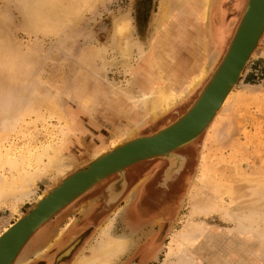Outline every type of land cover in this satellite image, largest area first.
Wrapping results in <instances>:
<instances>
[{
  "label": "rangeland",
  "instance_id": "obj_1",
  "mask_svg": "<svg viewBox=\"0 0 264 264\" xmlns=\"http://www.w3.org/2000/svg\"><path fill=\"white\" fill-rule=\"evenodd\" d=\"M47 1L0 0V234L33 209L35 199L51 185L54 172L37 183L31 201L19 204L17 191L6 186L36 168L34 155L44 146L59 145L62 154L84 164L90 161L87 153L111 148L124 130L151 135L183 115L220 63L246 3L210 0L202 22L199 10L189 8L190 0H89L86 5L79 0H55L50 16ZM166 7L169 19L160 25ZM121 25L126 26L123 36L117 32ZM195 27L204 33L201 46L190 42L186 32ZM165 32L170 36L161 41L166 48L162 63L156 58L158 40ZM126 41L131 44L129 54L122 50ZM201 69L204 77L184 97L165 111L150 113L156 94L165 89L181 91ZM173 155L171 160L157 158L133 165L140 172L138 183L154 184L169 195V204H163L167 216L146 219L150 225L142 241L134 235L142 229L125 234L121 229L122 213L133 192L128 194L129 185L111 212L100 209V219L85 229L61 260L72 257L81 242H85L82 253L72 263L88 256L103 228L109 238L127 236L134 242L128 251H121L115 264H177L176 257L183 255L192 258L191 264H264V35L211 123ZM178 157H183L179 169L165 178L164 172ZM70 164L73 168L58 180L80 166ZM131 167L127 169L132 172ZM116 177L73 202L88 198L97 187L104 190ZM199 192L215 204L208 215L193 212ZM84 210L65 219L62 230H46L51 220L45 223L29 240L45 229L49 236L44 247H31L28 241L16 264H47L46 253L61 239L62 231L77 221L84 225L88 215ZM187 226L196 231L191 241L183 242ZM151 240L156 241V253L140 262L137 247Z\"/></svg>",
  "mask_w": 264,
  "mask_h": 264
},
{
  "label": "bare ground",
  "instance_id": "obj_2",
  "mask_svg": "<svg viewBox=\"0 0 264 264\" xmlns=\"http://www.w3.org/2000/svg\"><path fill=\"white\" fill-rule=\"evenodd\" d=\"M54 1L55 0H48L46 2L45 7L47 9V11H46L47 16L54 14V9H55V7L53 5ZM79 1L83 2L84 4L85 3L88 4L90 2L89 0H79ZM173 1H175V0H173ZM177 1H182V0H177ZM169 2H172V0L171 1L169 0ZM209 3H210V0H190L189 1V8H191L192 11H196V9H198L200 12L199 17H200L201 21L206 22V16H207ZM50 12L52 14H50ZM169 14H170V10L168 9V7H166L160 16V21H159L160 25L167 23L169 16H170ZM71 15L72 14L68 13L69 17H71ZM72 16H74V15H72ZM262 24L264 26V19H263ZM125 25H126V23H125ZM125 28H126V26L124 27V25H121L120 27H118V31H117L119 33L118 35L123 36V32H125ZM185 28H186V26H185ZM195 28L197 30H194L193 32H192V30H188L189 28H187L186 32H188L190 34V39H189L190 42L192 41L194 43V45H196V46H198V45L201 46V45H203L204 33L198 27H195ZM234 30H235V28H234ZM233 33H234V31H233ZM233 33H232V35H233ZM124 34H126V32ZM169 36H170V34L168 32H165V33L161 34V37L158 40L159 44H160L158 46L159 52H158V56L156 58L158 62L162 61V58H164V57H162V55L165 54V52H166L165 51L166 48H164L161 41H166L169 38ZM155 49H156V47H155ZM122 50L127 54L130 53V51L132 49H131V44L129 41H126L124 43V47ZM138 52H140V51H138ZM149 54H150V52H149ZM156 54L157 53H155L154 55H156ZM95 55H97V53H95ZM84 58L88 59L89 57L84 56ZM162 63H163V61H162ZM163 70L164 69H162V67H161V71H163ZM175 71H177V70H175ZM168 73H170V72H168ZM193 73H194V70H193ZM204 75H205V71H203V69H201L198 76H194L190 80L188 79V83L186 84V86L182 90L180 89L181 91L166 90L165 89V90L159 92L158 94H156L154 99L151 101V104H150L151 106H149L150 107L149 108L150 113L155 114V112L158 109H160L161 111H165L166 109H168L171 105L175 104L178 100H180L182 97H184V95H186V93H188L194 87V85L204 77ZM240 75H241V73L239 72L236 75V77L234 78V80L226 86L224 91L222 88H220L219 90H216L206 100V102L202 105V107L195 114L196 116L193 118V121L191 123L189 121L186 125H184L180 129V131H176V132H173L167 136H163V137L159 138L157 141L141 142V143L136 144L135 146H133V147L129 148L127 151H125V153L120 158H117L114 161L111 160L110 163H108V165L103 166L101 168L102 170L98 173V174H102V175L96 177L95 179H93L95 176L93 178H90V179H86L85 177H78L72 184H70V187L66 190L67 195H66L64 201L59 203L52 210H50L48 213H46L48 210L42 211L40 213L41 216H40L39 221L29 230V232L26 235H25V232H22L23 231L22 230L19 233H17L15 236H13L11 238V240H9V242L7 243L6 247L4 248V250L2 251V254L0 256V264H16L18 259H19L20 254H21L22 248L26 245V243L33 237V235L45 223H47L49 220H51L53 218V216H55L57 213L61 212L64 208H66L68 205H70V203H72L74 200H76L77 198L82 196L85 192H87L89 189L96 186L98 183L104 181L105 179H107L113 175L120 176L119 180L115 184L111 185L110 188L108 189L107 194H109L110 199H108V200L110 202L114 198L120 196V194H122V192L124 190L125 183H124L123 178H122V173H124L125 169H127V168H129L135 164H138V163H141L144 161L152 160V159H149V160H145V159L148 157L159 155L161 150H171L172 148L178 146V145H172V144H175L176 142H178L182 138L188 136L199 122H203V123L199 127V129L191 136L193 137L198 132L202 131L203 129L205 130L207 128V126L211 123V121L214 119V117L217 115V113L219 112V110L223 106V104H224L225 100L227 99V97L229 96V94L233 91V89H234L233 87H235V85H237L236 81L238 80V78H240ZM165 77H167V76L165 75ZM165 77L163 76V78H165ZM149 79H151V78H149ZM161 79H162V77L160 78V80ZM152 80H154V79H152ZM144 84H145V82H144ZM220 93L222 94V96L219 97ZM143 96L147 97L148 94L147 95L144 94ZM19 122H20V120H19ZM167 126H165V127H167ZM11 127H13V126H11ZM165 127H163V128H165ZM163 128H161V129H163ZM204 130H203V132H204ZM0 134H2V133H0ZM121 135H122V138L119 139L118 141H115L114 144L111 145V148H108V149H105L102 151H98L97 153H93V154L87 153V156H89L88 158L90 159V161L84 162V164H88L89 162H93L94 160H97L100 156L111 151L116 146L120 147L127 142H138L141 139L149 138L152 134L147 135V136H140V135L136 134L134 131H131L129 129V130H124V132ZM188 138L190 139L191 137H188ZM189 139H187V140H189ZM187 140L181 142L180 144L186 143ZM160 148H164V149L160 150ZM157 149H159L160 151L159 150L155 151ZM135 157H136V159H133L131 161H128L127 163L122 164L124 160L132 159ZM179 160L181 162V159L179 157L176 158V160H175L176 162L171 163L170 168L166 169L165 178L170 176V174L172 173L173 170L179 169V166H180L178 163ZM34 163L36 165V168H34L32 171H30V172L24 171V172H22V174L17 179L8 181L6 184V186L8 185L9 188L12 187V188L16 189V190L13 189L12 192L17 191V193H16L17 194V198H16L17 204H19L20 202L22 203L23 200H30L31 201V199H33L31 196L34 194L35 189L37 188V183L40 182L41 180L45 179L47 176H49L48 175L49 173L54 172V174L49 178L51 185L47 187L48 190L43 192V194H41L40 196L38 195L39 197L35 199L36 201H38V203H43L44 201L48 200L49 198H47L45 196L47 194V192L52 190L55 185H57L59 182L62 181V179L73 174V173L69 174V175L63 177L62 179L58 180V178L60 176L62 177L65 173H67L70 169L73 168L72 164H70V163H80V165H81V162H79V159L77 160L76 157H74L72 155L70 157H68L67 155L65 156L64 154H62L61 147L59 145H57V146H51V145L44 146L41 149V151L37 152L36 155H34ZM120 164H122V165H120ZM77 165H79V164H77ZM10 190H11V188H10ZM0 192H1V189H0ZM214 205L215 204L212 203L211 200H208L206 195H203L202 193L199 192L196 199L194 200V204L192 206V209H193L194 213L208 215L212 210H214L213 209ZM22 221H24V219H19L17 223L22 222ZM17 223H15V224H17ZM15 224H11L6 230L3 231V233L1 235H3L4 233H7L9 231V229H11ZM106 231L107 230L102 228L100 233L97 235L98 240H96V244L93 245L89 249L88 256H79L74 261L73 264H113L114 260H116V262H117L118 256L120 254L122 255L121 251L127 250L128 245L131 244V239H129L126 236H118L117 238H112V237L109 238ZM185 231H186V234L183 236V242H189L192 240L191 235L194 233V231H196V229H193V227H191V226H187ZM21 238H23V239L21 241H19ZM15 246H16V249H15L13 255L11 256L12 251H13ZM46 248L47 247H45V249ZM45 249H40V251L37 253V255L43 253L45 251ZM183 253H185V252H183ZM65 255H67V253L62 254L59 257V259ZM176 258H178L177 264H191L190 262L192 261V258L190 260V257L188 255H183L181 257H176Z\"/></svg>",
  "mask_w": 264,
  "mask_h": 264
},
{
  "label": "water",
  "instance_id": "obj_3",
  "mask_svg": "<svg viewBox=\"0 0 264 264\" xmlns=\"http://www.w3.org/2000/svg\"><path fill=\"white\" fill-rule=\"evenodd\" d=\"M263 19L264 0H246L240 19L235 27L233 35L231 36L226 46L225 52L222 56L220 63L213 70L209 79L198 93L197 98L189 106L186 112L180 117H178L174 122L169 124L167 127L161 129L162 131H156L147 139H141L138 142H127L120 147L116 146L111 151L100 156L97 160L89 162L88 164H81L78 168L75 169L72 175L62 179V181L55 185L52 190L47 192L45 196L49 198L48 200L44 201L43 203H38V201H35V206L33 207V209H31L26 215H19L17 220L12 224L17 223L19 219H24V221L15 224L11 229H9L7 233H4L3 235H1L2 233L0 234V256L7 243L9 242V240H11L13 236H15L22 230V232H25V235L29 232V230L39 221L41 216L40 213L42 211L48 210L46 212L48 213L55 206L65 200V197L67 195L66 190L70 187V184H72L78 177H85L86 179H90L95 176L93 178L95 179L96 177L102 175L98 173L102 170L101 168L103 166L108 165L111 160L114 161L117 158H120L129 148L141 142L157 141L163 136H167L173 132L180 131V129L189 121L191 123L193 121V118L196 116L195 114L198 112V110L216 90L222 88L224 91L226 86L234 80V78L239 72L242 74L249 59L256 50L259 41L264 35V26L262 24ZM239 79L240 78H238V80L236 81L237 83ZM220 96H222L221 93L219 94V97ZM202 123L203 122H199L195 126V128L193 127L194 129L188 136L182 138L175 144H172L178 146L172 148L171 150H161L164 148H160V151L159 149H157L155 151L159 150V155L148 157L145 160L156 158H165L169 160L173 159L174 151L190 144L203 132L204 129L198 132L195 136H191L199 129ZM188 137L191 138L189 139ZM185 140H187L186 143L180 144ZM133 159H136V157L132 159H126L123 161L122 164L127 163L128 161H131ZM41 194H43V192ZM22 239L23 238H21L19 241H21ZM15 249L16 246L14 247L11 256L13 255ZM63 257H61L60 260Z\"/></svg>",
  "mask_w": 264,
  "mask_h": 264
},
{
  "label": "flooded vegetation",
  "instance_id": "obj_4",
  "mask_svg": "<svg viewBox=\"0 0 264 264\" xmlns=\"http://www.w3.org/2000/svg\"><path fill=\"white\" fill-rule=\"evenodd\" d=\"M181 158L183 159V157H181ZM182 159H181V161H182ZM135 166H133L134 167L133 168L134 170L131 167V169L133 170L132 172L129 171L130 168L127 169L129 172L128 171H125V178H126V182H127L126 189H128V187L130 185L129 190H128V194H129V191L131 189H132L133 192L131 194V197L128 198V201L130 203L128 202V204H127L128 206L123 210V213H122L123 215H122V220H121V229L123 230L122 233H124V234L125 233H129V232L130 233H134V230H136V229H142L139 233L134 234L135 235V238H141V241H142L143 238H144V236H145V233H146L145 230H147L146 228L150 225V224H146V222H145L146 219L150 218V219H153L154 221H157V218L160 215L167 216V215L164 214L163 204H164V206L166 205L165 203L169 204L168 203V201H169V195H166L161 190L159 191L157 189L156 185H154V184L153 185L152 184H147V186L145 187L144 186V182L142 184H141V181H140V183H138L139 177H140L138 174L140 172L138 171V169ZM127 173H129V176H128ZM141 175H142V173H141ZM163 176L165 177V172H164ZM116 178H114L112 180H109L106 185L108 186L109 183H111L113 181H116ZM97 189L98 190L96 191V193H93L92 195L88 196L87 199H90V198L94 197L95 198V200L93 199L94 202L95 201H98V200H101V202H100V209L101 210L103 209L104 212L107 211L108 213L111 212L116 207V206H113V205H117L116 202L121 197H123V195H124V193L126 191V189H125V191L121 194V196H119V198L113 204H110V207H108L105 204V201L106 200L104 201V199L101 198V196L104 195L105 192L101 189V186H100V188L97 187ZM99 191H101V192H99ZM98 192H99V195H98ZM103 192H104V194H103ZM127 195H126V197H127ZM104 196H106V194ZM126 197H125V199H126ZM154 202H156V205L155 206H154ZM150 203H151V205H150ZM97 216H100V214L96 215V217ZM144 223L146 225L143 226L142 228H140V225L141 224H144ZM48 236H49L48 233H46V237L45 238H40V237L36 238V240H34L33 242H31V245H29V246L35 248L37 246H40V244L42 245L43 244L42 243V240L45 241V239H46V241H47ZM56 240H57V238H56ZM133 243L134 242H132L131 245H133ZM68 249H64V250L60 251V253L58 252L59 254L54 251L53 254L56 253L55 254L56 259L53 260V261H51L49 259V257L52 255V254L49 255L50 254V252H49L47 254L48 257L46 258V261L45 262L47 264H56V262H58V264H59V262L60 263H61V261L63 262L65 259L64 260H59V257H60V255L65 254L68 251ZM128 249H129V247L127 248V251H128ZM137 249L140 251V253H139V255H140V262H141V260L142 261H145L146 259L149 258V256L151 257L153 254L156 253V252H154L155 249H156V241L155 240L148 241L145 244L140 245L139 247H137ZM127 251H126V253L124 255L125 257H127L126 256L127 255ZM69 253L67 255H65V256H68ZM132 263L133 262H127L126 264H132ZM35 264H40V263H35Z\"/></svg>",
  "mask_w": 264,
  "mask_h": 264
},
{
  "label": "crops",
  "instance_id": "obj_5",
  "mask_svg": "<svg viewBox=\"0 0 264 264\" xmlns=\"http://www.w3.org/2000/svg\"><path fill=\"white\" fill-rule=\"evenodd\" d=\"M123 176H124V178H123ZM119 178H120V176H117V178H116V181H113V182H111V183H109L108 184V186L106 187V189H104L103 191L105 192V194H106V196H104V195H102L101 196V198L102 199H104V201H105V204L108 206V207H110V204H113L118 198H119V196L118 197H116V198H114L112 201H110V202H108L107 200L108 199H110L109 198V194H107V192H108V189L110 188V186L111 185H113V184H115L118 180H119ZM122 178H123V181H124V183H125V187H124V190H123V192L125 191V189H126V187H127V182H126V178H125V175H124V173H122ZM101 183V182H100ZM99 184V183H98ZM97 184V185H98ZM122 192V193H123ZM121 196V195H120ZM91 199H94L95 200V198L94 197H92V198H90V199H87V198H82V199H79V201L77 200V201H75V202H73V203H71L70 205H68L65 209H63L62 211H61V213L59 214V215H57L56 217H54L53 219H51V221L49 222V224H48V226H47V228H46V230L48 229V230H51V229H58V228H60L61 230L62 229H64V227H65V224L66 223H64V221H65V219L67 220V219H69V217H71V215H74V216H72V218L73 217H75V215L76 214H78V211L81 209V208H84L85 210V212H84V215H86V214H88L87 215V219H86V221H85V223H84V225H81L82 224V222L80 223V222H75V223H73V225H72V227L70 228V229H68V230H63L62 232H64V234L62 235V237H61V239L59 240V241H57L54 245H52V247L50 248V246H51V243L49 244V246H47V248L45 249V251L47 250V249H49V251L46 253V254H48L49 252H52V251H55V252H59L60 253V251H62V250H64V249H68L70 246H72L77 240H79L82 236H83V232H85V229L87 228V227H89L90 226V224H92V223H94V222H96V221H98L99 219H100V216H97L96 217V215H98L99 214V211H100V202H101V200H98V201H95L94 202V200H92L91 201ZM89 201H91V203L89 204V206H87V204L89 203ZM93 214V215H92ZM75 219V218H74ZM89 219V220H88ZM88 220V221H87ZM95 220V221H94ZM70 221V220H69ZM72 221V220H71ZM64 223V224H63ZM63 226H62V225ZM61 225V226H60ZM60 230V231H61ZM58 232V231H57ZM38 237H40V238H45L46 237V231L43 229L42 231H40L38 234H37V236H35V238L34 239H32L31 241H29V242H33L34 240H36V238H38ZM51 238V237H50ZM52 240V239H51ZM50 240V241H51ZM28 242V243H29ZM42 246L43 245H45V243H46V239H45V241L44 240H42ZM84 243L85 242H82L81 243V245L77 248V249H75L74 248V253H73V255H72V257H69V259H65L63 262H61V263H59V264H71L72 263V261L76 258V256L78 255V254H80V253H82V249L84 248ZM30 245V244H29ZM41 247V245L40 246H38L37 247V249L38 248H40ZM44 247V246H43ZM42 247V248H43ZM72 248H73V246L71 247V250H72ZM68 250H70V248L68 249ZM44 251V252H45ZM71 252V251H70ZM58 253V254H59ZM49 259L51 260V261H53V260H55L56 259V257H55V254H52L50 257H49ZM26 262L27 261H25V262H23V263H21V264H26ZM74 263V262H73ZM72 263V264H73Z\"/></svg>",
  "mask_w": 264,
  "mask_h": 264
}]
</instances>
